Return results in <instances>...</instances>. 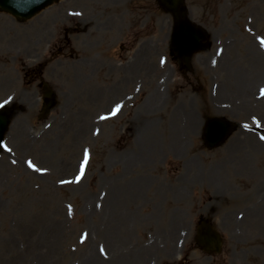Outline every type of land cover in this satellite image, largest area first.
Segmentation results:
<instances>
[{
  "label": "rangeland",
  "instance_id": "rangeland-1",
  "mask_svg": "<svg viewBox=\"0 0 264 264\" xmlns=\"http://www.w3.org/2000/svg\"><path fill=\"white\" fill-rule=\"evenodd\" d=\"M186 5L210 36L190 68L170 53L173 18L156 0H59L27 21L0 12V105L15 108L0 151V264H116L115 245L133 264H264V79L251 72L250 103L237 79L264 64V0ZM176 107L198 121L177 139ZM209 116L237 123L211 150ZM116 190L130 194L116 206L130 219L114 243ZM203 216L223 233L220 254L195 241Z\"/></svg>",
  "mask_w": 264,
  "mask_h": 264
},
{
  "label": "water",
  "instance_id": "water-1",
  "mask_svg": "<svg viewBox=\"0 0 264 264\" xmlns=\"http://www.w3.org/2000/svg\"><path fill=\"white\" fill-rule=\"evenodd\" d=\"M54 0H0V10L9 11L17 18L27 19L33 14L39 12L45 6L50 5ZM161 4L170 12H174V31L172 48L176 54L183 58L184 63L189 66L191 54L195 50L201 49L204 44L202 41L206 39L207 33L200 27L193 25L187 18V11L183 5V0H159ZM49 101V100H48ZM48 109L54 106L51 100L48 102ZM13 111L7 108L0 110V150L4 144V135L8 130V126L12 121ZM235 128L227 119L224 118H209L205 127L204 141L208 147H216L221 145L225 139L232 133ZM199 241L206 244L207 249L209 246L218 240V234L208 226L207 231L199 233ZM221 241L218 240L216 250H220Z\"/></svg>",
  "mask_w": 264,
  "mask_h": 264
},
{
  "label": "bare ground",
  "instance_id": "bare-ground-1",
  "mask_svg": "<svg viewBox=\"0 0 264 264\" xmlns=\"http://www.w3.org/2000/svg\"><path fill=\"white\" fill-rule=\"evenodd\" d=\"M205 59V58H204ZM206 60V59H205ZM258 65L253 66V68L247 72H240V74H238V86L241 87V91L243 92V95L248 97L247 102H249V100L252 98V95H254V92L251 91V85L248 86V82L250 80V75L252 71L258 72L261 75V80L262 81L264 79V64L260 63L258 61ZM262 82H258V87H260ZM257 87V88H258ZM264 89V88H263ZM159 92V89H155L153 95H152V99L154 100L157 97V94ZM258 95H261V92L259 93V88H258ZM222 97V94L219 92H216V94L214 95V98H216L217 100H219ZM150 100V98L148 99V101ZM257 102V101H256ZM157 108H159V104L155 105ZM148 109H149V105H148ZM176 110L179 111V116L177 117V124L180 126V128L178 129L179 135H177V137L175 136V138H182V136L184 134H186L188 132V130H194L195 128H197L198 125V121L196 120V118L194 116H192L190 110H188L187 108H181L179 109L178 107H176ZM151 114V113H149ZM144 125V122H143ZM245 132V131H244ZM144 133V132H143ZM248 136H251V134H247L246 138H248ZM250 139V138H249ZM251 140V139H250ZM182 141V140H181ZM251 143H253V141L251 140ZM190 163L192 161V159H189ZM214 173V175H212ZM208 175L210 176V178L212 179L211 182H214L216 179L218 178L217 173L215 171H212V173H208ZM178 185L177 187V191H179V189H183L184 187V177L181 176L179 177L178 180ZM116 193L112 194L111 197L106 198V210H107V223L108 224V231L109 234H112L111 239L112 242L116 243V240L119 237V233L121 232V234L123 233V230L126 229V225L128 224L129 221V216H127L124 220V222H122L119 219V216L117 215L116 212V206L118 204V201L120 200V197H124L126 195H130V194H125L122 190H116ZM133 194V192H132ZM118 200V201H117ZM121 229V230H120ZM120 231V232H119ZM125 249H121V247H119L118 245H115L113 254L114 256H116V264H123V263H128L130 262V264H133V259H135L136 257H132L131 253L132 250L131 249H127L126 253L124 254ZM168 250L164 251L165 254L170 255L168 252ZM98 256L96 253L94 255ZM152 256V254L150 253V251L148 253H146V257L143 261V263H150L149 258ZM135 264V263H134Z\"/></svg>",
  "mask_w": 264,
  "mask_h": 264
},
{
  "label": "snow or ice",
  "instance_id": "snow-or-ice-1",
  "mask_svg": "<svg viewBox=\"0 0 264 264\" xmlns=\"http://www.w3.org/2000/svg\"><path fill=\"white\" fill-rule=\"evenodd\" d=\"M261 94L264 95V89L261 90ZM4 103L6 104L8 103V101H5ZM0 107H3V105H0ZM116 107H117V110H119L120 105H117ZM4 147H7V145H4ZM8 151H11V149H8ZM28 166L35 169L36 171H47V169L38 168L31 160L28 161ZM81 174H83V170L81 171ZM61 183H68V182L62 180Z\"/></svg>",
  "mask_w": 264,
  "mask_h": 264
}]
</instances>
